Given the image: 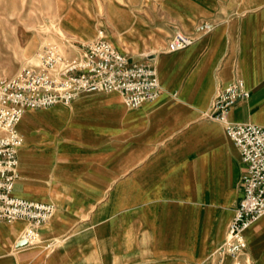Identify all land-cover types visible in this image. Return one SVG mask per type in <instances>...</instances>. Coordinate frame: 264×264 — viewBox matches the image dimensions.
<instances>
[{"label":"rangeland","instance_id":"374dc122","mask_svg":"<svg viewBox=\"0 0 264 264\" xmlns=\"http://www.w3.org/2000/svg\"><path fill=\"white\" fill-rule=\"evenodd\" d=\"M213 3L214 0H0V79L29 65L46 44L55 43L69 50L70 42L89 41L101 34L136 60L151 62L180 54L189 47L169 53L168 42L178 32L198 37V28L203 25L214 30L207 12ZM194 119L202 125L189 129ZM73 122L78 124L70 128ZM18 130L24 142L19 150L17 183H26L35 198L38 181L43 179L38 174L40 169L43 174L45 167H51L48 181L54 180V170L62 166L68 175L70 162L75 165V160L78 164L91 160L86 149L109 147L128 152L136 148L144 154L157 147H173L187 153L161 157L160 169L165 171L164 176H170L172 161L182 162L184 172L189 167V186H152L157 183L154 175L160 171L154 167L142 175V184H152L140 189L143 206L151 215L162 200L168 207L188 206L191 263L233 264L220 253L227 237L219 244L217 241L226 231L240 198L244 177L241 162L223 125L186 106L175 93L164 89L154 102L136 109L127 108L110 94H83L66 106L27 111ZM96 132L100 133L95 135ZM175 133L178 137L171 144L167 139ZM4 134L0 128V137ZM204 161L206 177L202 171ZM132 193L131 189L127 198ZM201 213L206 218L203 224L197 219ZM42 227L35 229L31 245L40 243ZM30 228L27 221L0 223V244H8L16 252V241L25 240ZM11 230H17L14 237L5 239ZM241 261L264 264V230L256 236L253 248L247 245Z\"/></svg>","mask_w":264,"mask_h":264},{"label":"crops","instance_id":"0c3cea01","mask_svg":"<svg viewBox=\"0 0 264 264\" xmlns=\"http://www.w3.org/2000/svg\"><path fill=\"white\" fill-rule=\"evenodd\" d=\"M207 12L214 24L212 32L198 34L197 42L180 54L151 60L162 87L205 115L221 89L243 81L249 96L231 109L230 120L264 127V0H214ZM110 95L125 106L119 95ZM198 122H189V129L202 125ZM74 124L78 122L71 123L70 128ZM177 137L175 133L167 140L172 144ZM235 148L244 175L245 165ZM86 151L91 160L82 164L75 160V165L70 162L68 175L64 166L56 168L53 181L46 179L50 166L43 174L40 169L38 174L43 179L37 184V198L30 195L26 183L16 181V196L53 203L56 210L51 221L40 229V243L18 247L20 242L16 241V252L8 244H0V264H192L189 207H168L162 200L151 215L143 206L140 190L152 185L141 182L142 175L154 167L160 171L154 175L157 183L152 186L188 187L189 167L184 172L182 162L172 161L170 176H164L165 171L160 169L161 157L187 153L173 147H157L144 154L136 148L128 152L109 147ZM202 171L206 177L205 161ZM131 189L134 194L127 198ZM242 196L241 190L239 201ZM236 207L217 244L227 237ZM197 217L198 223L205 222V214ZM13 230L5 239L14 237L17 230ZM261 230L264 216L246 231L248 247L253 248Z\"/></svg>","mask_w":264,"mask_h":264},{"label":"built area","instance_id":"2783aa9c","mask_svg":"<svg viewBox=\"0 0 264 264\" xmlns=\"http://www.w3.org/2000/svg\"><path fill=\"white\" fill-rule=\"evenodd\" d=\"M199 33L213 31L210 25ZM197 37L176 33L167 44L174 53L193 45ZM67 50L55 43L41 47L34 60L16 74L0 79V223L30 222L25 240L31 244L35 229L47 224L56 207L16 196L19 178V150L23 138L18 125L29 110L66 106L83 94H117L125 106L136 109L154 102L163 92L155 65L149 61H132L104 35L78 43ZM249 96L243 81L221 89L207 119L220 122L227 136L239 149L245 165L243 196L230 222L228 236L220 253L233 264H245L241 258L247 248L246 231L264 216V127L253 123H236L229 114L235 104Z\"/></svg>","mask_w":264,"mask_h":264},{"label":"water","instance_id":"95a60500","mask_svg":"<svg viewBox=\"0 0 264 264\" xmlns=\"http://www.w3.org/2000/svg\"><path fill=\"white\" fill-rule=\"evenodd\" d=\"M27 245H28V242L26 240H23L17 246L18 247H24V246H27Z\"/></svg>","mask_w":264,"mask_h":264}]
</instances>
